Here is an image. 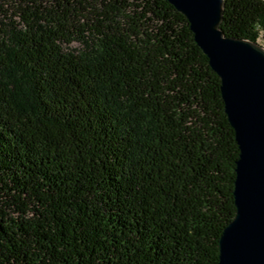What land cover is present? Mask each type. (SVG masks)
Here are the masks:
<instances>
[{
	"label": "trees",
	"instance_id": "obj_1",
	"mask_svg": "<svg viewBox=\"0 0 264 264\" xmlns=\"http://www.w3.org/2000/svg\"><path fill=\"white\" fill-rule=\"evenodd\" d=\"M220 29L256 43L264 0ZM238 159L165 0H0V264H218Z\"/></svg>",
	"mask_w": 264,
	"mask_h": 264
},
{
	"label": "water",
	"instance_id": "obj_2",
	"mask_svg": "<svg viewBox=\"0 0 264 264\" xmlns=\"http://www.w3.org/2000/svg\"><path fill=\"white\" fill-rule=\"evenodd\" d=\"M185 17L220 79L224 112L239 149L235 215L219 240L218 264H264V48L226 37L224 0H165Z\"/></svg>",
	"mask_w": 264,
	"mask_h": 264
},
{
	"label": "rangeland",
	"instance_id": "obj_3",
	"mask_svg": "<svg viewBox=\"0 0 264 264\" xmlns=\"http://www.w3.org/2000/svg\"><path fill=\"white\" fill-rule=\"evenodd\" d=\"M256 44L264 48V30L260 31ZM66 49L69 52L76 53L77 51H80L82 49V46L78 42H74L67 46Z\"/></svg>",
	"mask_w": 264,
	"mask_h": 264
}]
</instances>
